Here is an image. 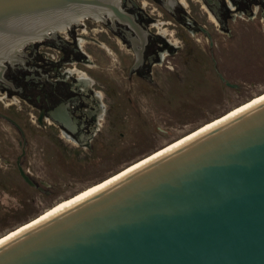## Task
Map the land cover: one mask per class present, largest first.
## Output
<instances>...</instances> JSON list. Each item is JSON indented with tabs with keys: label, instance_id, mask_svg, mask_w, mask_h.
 <instances>
[{
	"label": "water",
	"instance_id": "water-1",
	"mask_svg": "<svg viewBox=\"0 0 264 264\" xmlns=\"http://www.w3.org/2000/svg\"><path fill=\"white\" fill-rule=\"evenodd\" d=\"M84 19L142 34L140 64L122 0H0V76ZM0 264H264V100L3 242Z\"/></svg>",
	"mask_w": 264,
	"mask_h": 264
},
{
	"label": "rangeland",
	"instance_id": "rangeland-1",
	"mask_svg": "<svg viewBox=\"0 0 264 264\" xmlns=\"http://www.w3.org/2000/svg\"><path fill=\"white\" fill-rule=\"evenodd\" d=\"M145 1L149 16L144 23L159 34L149 39L146 55L160 51L159 62L149 67V78L141 72L129 78L132 57L127 51L117 50L110 34L89 35L86 51L105 68L92 75L102 72L107 92L100 131L90 146L77 147L37 132L27 122L30 142L23 167L42 191L26 184L15 170H4L0 237L264 93V3L250 5V16L244 10L231 16L234 12L226 10L222 29L195 0L176 6L173 14L157 0ZM188 23L204 26L212 45ZM85 25L100 28L88 21ZM99 42L118 54V65ZM218 73L236 88L226 86Z\"/></svg>",
	"mask_w": 264,
	"mask_h": 264
},
{
	"label": "flooded vegetation",
	"instance_id": "flooded-vegetation-1",
	"mask_svg": "<svg viewBox=\"0 0 264 264\" xmlns=\"http://www.w3.org/2000/svg\"><path fill=\"white\" fill-rule=\"evenodd\" d=\"M157 1L169 14H173L176 6L187 5L186 0H174L173 5L171 1ZM195 1L200 2L207 10L209 20L215 24L218 22L222 29H226L223 18L226 16V10L234 12L231 16L239 14L242 10L250 16V5L264 3V0ZM148 5L145 0H122V9L133 17L141 33L146 32L141 62L134 69L132 67L137 58L129 36L137 37L138 51L142 34H138L126 24L111 22L109 19L105 22L84 19L72 24L63 32L25 45L15 61L5 63V69L0 76V179L5 169L15 170L21 179L20 170L27 174L23 167L30 142L27 136V122L38 129L37 132L51 133L55 140L64 139L77 147L90 146L95 133L100 131V121L104 120L106 111L103 101L107 93L102 84L104 82L101 80L100 70L105 68L98 66L95 63L97 59L86 51V45L91 43L88 38L90 34L101 32L112 35L117 50L125 49L128 56L132 57V63L127 69L128 77L141 72L144 78H149V67L159 62L160 51L154 50L146 55L149 39L159 36L151 33L144 23L149 16L144 12ZM85 21L100 28H90L85 25ZM187 26L204 34L212 45L211 35L204 26L193 27L189 23ZM99 43L105 55L112 63L116 62L118 65V54L107 44ZM96 69L100 70L98 76L94 77L92 75ZM33 183V188L42 191L38 184Z\"/></svg>",
	"mask_w": 264,
	"mask_h": 264
},
{
	"label": "bare ground",
	"instance_id": "bare-ground-1",
	"mask_svg": "<svg viewBox=\"0 0 264 264\" xmlns=\"http://www.w3.org/2000/svg\"><path fill=\"white\" fill-rule=\"evenodd\" d=\"M263 100H264V93L255 97L254 99L250 100L249 102H247V103H245L239 107H236L235 109L229 111L228 113H226L222 117L215 119V120L201 126L200 128H198L197 130L193 131L192 133L186 135L182 139H180V140H178V141H176V142H174V143L150 154L149 156L142 159L141 161L136 162V163L128 166L127 168H125L121 172H119V173L113 175L112 177L102 181L101 183L96 184L92 187H89V188L83 190L82 192L78 193L77 195H75V196H73L67 200H63V201L59 202L58 204H56L54 207H52L51 209H49L48 211H46L42 215L36 217L35 219L31 220L30 222L25 223L24 225L16 228L15 230L7 233L6 235L0 237V244L9 240L10 238L14 237L15 235L19 234L23 230H26V229L38 224L39 222L46 220L50 216H52V215L60 212L61 210L71 206L72 204L78 202L79 200L85 198L86 196H89L90 194H92V193L98 191L99 189L103 188L104 186H107L108 184L114 182L115 180H117L118 178H120V177L124 176L125 174L131 172L132 170H135L136 168L146 164L150 160H153L154 158L172 150L173 148L181 145L182 143L186 142L187 140L193 138L194 136L208 130L211 127L216 126L217 124L223 122L224 120H227L228 118L239 114L240 112L254 106L255 104H258L259 102H261Z\"/></svg>",
	"mask_w": 264,
	"mask_h": 264
}]
</instances>
